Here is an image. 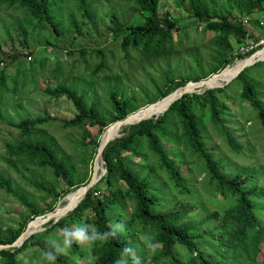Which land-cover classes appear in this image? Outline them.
<instances>
[{
  "label": "trees",
  "instance_id": "16d2710c",
  "mask_svg": "<svg viewBox=\"0 0 264 264\" xmlns=\"http://www.w3.org/2000/svg\"><path fill=\"white\" fill-rule=\"evenodd\" d=\"M71 1L75 8L70 7V0H0V6L22 8L27 23L33 29L41 22H46L56 33L64 29L62 12L59 10L65 7L63 12L66 13L67 28L80 31L82 21L79 22L75 17V9L81 13V16L90 14L88 0ZM131 1L145 14L141 22L127 23L124 26L118 44L126 57L129 48L135 49L141 56L152 58L182 50L180 48L183 46L180 37L182 34L179 32L187 23L180 24L169 11H161L160 0ZM211 1L186 0L189 13L195 16L197 21L203 22L201 29L211 33L210 43L204 47L210 62L205 67L201 65L197 58L199 47L193 44L190 55L191 59H194L193 63L197 65L196 71L189 68L186 74L177 76L173 74L171 68H168L167 72L163 73L162 83H152L154 91H144L145 102H153L189 80H198L219 71L225 65H231L235 58L243 59L256 49L253 46L242 50L236 48L235 44L237 43L238 46L243 44L248 36L253 40L257 39L250 33L246 24L233 17L231 12L232 7L240 13L247 14L264 11V0H224L221 10ZM263 18L264 16L260 17L261 20ZM175 32L177 35H174ZM19 40L25 42L26 38L22 36ZM0 51L2 52L1 42ZM97 52L102 57L94 66L92 73H96L105 65L104 50L98 48ZM25 55L30 56V51ZM0 58V90L2 91L6 88L7 74L3 70L4 59ZM26 68L31 67L28 65ZM23 71L25 70L22 69ZM236 84L240 87L236 91L237 94L251 105L255 119L264 129V59H262L246 65L231 81L222 86L184 92L171 101L162 112L123 125L122 134L109 139L102 149L104 174L86 190L77 204L66 213L67 216L55 221L49 219L46 222L49 225L41 231L29 234L19 245L0 248V264H36L33 263L35 262L33 258L23 261L18 253H25L38 246L42 251L48 250L47 241L50 239L48 233L58 227L62 231L67 227L65 224L69 220L81 219L84 212L92 213L91 219H86L85 223L95 225L101 232L108 231L109 226L113 225L110 220L112 217H108L107 213L110 204L118 205L121 213L126 211L124 208L126 203L120 199V196H123L127 202L130 199L132 205L127 211L126 235H118L107 242H96L88 246L89 255L96 257L95 264H115L125 245L137 250L142 264H157V261H161L162 264H264V254L260 258L258 254L261 243H264V225L256 214V208L262 204V201L256 199L258 196L263 197L264 189H259L248 181L249 175L253 172V161L241 162L234 171L229 172L223 156L215 155L212 149L207 147L208 134L205 132L208 122H211L225 138L232 151L242 153L243 148L252 150L250 140L238 139L226 125L222 113L227 106L224 100L227 96L226 90L233 89ZM108 90L110 108L101 112L95 103L86 102L84 91L78 92L71 83L58 81L53 86L45 87V92L49 95L53 97L64 95L73 102L77 111L70 118H62L64 125L82 126L84 130L88 129L86 123L98 125L97 132L91 135L94 149L98 146L100 133L108 127V123L125 117L142 105L134 93H121L116 88ZM54 118L53 115L44 112L35 117L22 118L17 122L10 121V124L18 128L21 137L5 141L6 162L17 168L13 158H25L43 169L49 167L54 177L60 176L65 180L66 186L56 190L51 181L47 184L43 181L35 182V187L52 199L47 207H38L34 201H28L12 186L11 178L0 172V186L29 208V212L21 217L18 224L4 228L0 226V243L14 241L25 229L29 217L40 214L47 208L52 209L55 200L63 193L74 194L79 186L90 179L86 171L78 173L74 162L59 155L52 137L45 136L41 131V124ZM0 119H2L1 111ZM38 131H40L38 134L31 135ZM186 154H190L192 158L188 159L190 161L199 158L203 162L208 182L212 185L211 194L220 198L219 201L223 205L219 219L222 223L230 225L235 245L227 242L221 233L201 227L199 220L188 218L199 202L195 198V176L191 173L185 174L179 167L180 163L188 161ZM135 156L139 157L138 161H135ZM243 156L249 158L246 153H243ZM136 164H141V167H136ZM159 170L166 172L167 180L162 185L155 173ZM102 179L106 188L102 191L99 187L97 190L96 185ZM166 184L171 185L183 197L178 200L170 199L167 196L168 192L163 189V185ZM96 191L100 193L99 196L94 195ZM113 219H117L115 222L117 223L121 217L116 215ZM29 227L32 228L31 225ZM141 232L159 243L160 247L154 255L148 253L139 238ZM139 244L141 249L138 248ZM182 246L189 252L183 258L175 251L176 247ZM237 249L244 254L247 263L238 259ZM70 252L75 256H58L55 264H73L85 255V247L74 244Z\"/></svg>",
  "mask_w": 264,
  "mask_h": 264
},
{
  "label": "rangeland",
  "instance_id": "374dc122",
  "mask_svg": "<svg viewBox=\"0 0 264 264\" xmlns=\"http://www.w3.org/2000/svg\"><path fill=\"white\" fill-rule=\"evenodd\" d=\"M223 1L212 0L211 3L221 10L223 9ZM159 3L161 11H169L180 24L187 23V25L179 32L182 34L180 36L183 43V46L180 47L182 50L154 58L141 56L138 51L132 48L128 49V57H126L123 49L118 44V40L124 32V26L127 23L141 22L145 14L131 0H88L90 14L81 16V13L75 9V17L79 22L82 21L80 31L67 28L66 13L63 12L65 11L64 7L59 10L62 12V27L64 28L60 33H56L46 22H41L33 29L27 23L22 8L0 6V42L2 46L0 57L4 59L5 66L3 65V70L7 74L6 88L0 90V111L2 113V119H0V172L11 178L12 186L24 195L28 201H34L38 207H47L52 200L51 197L35 187L34 183L43 181L47 184L51 181L54 183L56 190H61L62 187L66 186V182L60 176L54 177L49 167L43 169L31 160L13 158L17 168L6 162L5 141L21 137L18 128L10 124V121L17 122L22 118L35 117L44 112L53 115L54 119L41 124L43 134L52 137L58 154L74 162L78 173L81 174L86 171L87 177L95 176V154L99 143L94 149L93 143H91V135L97 132L98 125L86 123L88 131L84 130L82 126L64 125L62 118L72 117L77 110L73 102L66 96L53 97L46 93V86H53L58 81L71 83L78 89V92L84 91L86 102L95 103L101 112L110 108L108 96V89L110 88H116L125 94L134 93L142 103L140 107H144L151 103L145 102L144 91H154L152 83H162L164 80L163 73H166L168 68H171L173 74L177 76L186 74L189 68L196 71L197 65L195 62L193 63L194 59L192 58V60L190 55L193 44L199 47L197 58L201 65L205 67L210 62L208 52L204 47L210 43L211 33L208 30L204 32L201 29L203 22L197 21L196 17L189 13L186 0H179V2L178 0H160ZM70 7L75 8L71 0ZM231 14L237 20L243 21L250 33L257 39L253 40L251 36H248L245 42L239 46L234 42L236 48L242 50L253 46L258 49L264 45V18L260 19L264 16V11L247 14L240 13L232 7ZM176 33L174 35H177ZM22 36L26 38L25 42L19 40ZM98 48L104 50L105 65L96 73H92L94 66L102 57L97 52ZM28 51H30V56L25 55ZM256 56L257 54L254 58ZM247 62V58L243 60L235 58L231 62L232 64L230 63L228 70L234 71L237 66ZM28 65L31 68H26ZM22 69L25 71L22 72ZM225 72L213 76V81L223 82L232 74L221 76ZM239 89L240 87L236 84L233 89L226 90L227 96L224 100L227 106L222 113L226 125L238 139L241 141L250 140L252 150L243 148L242 153L232 151L225 138L211 122H208L205 132L208 134L207 147L211 148L215 155L223 156L229 172L234 171V168H237L241 162L253 161V172L249 175L248 181L250 184L256 185L257 188L264 189V129L261 127L260 122L255 119V113L251 105L237 94L236 91ZM202 90L203 88L195 89V91ZM120 125L119 128L114 127V130L112 129L116 134L110 139L122 134L121 128L125 124ZM103 131L100 133L99 139H101ZM39 132H33L31 135H36ZM166 146H168L167 143ZM243 153L248 154L249 158L244 157ZM186 158L187 160L192 159L190 154H186ZM99 159L100 167H98V172L96 171V181L105 172L104 161L102 157ZM134 159L138 161L139 157L135 156ZM136 167H141V164H136ZM179 167L185 174L191 173L195 176V198L199 205L190 212L191 216L187 217L199 220L201 227L212 232L221 233L227 242L234 243L230 225L222 223L219 219L223 205L219 201L220 198L211 194L212 185L208 182L203 162L199 158H195L193 161L188 160L180 163ZM155 173L162 185L167 180L165 177L166 172L159 170ZM104 184L103 179L99 180L96 189L99 190L100 187L102 191L105 190L106 186ZM114 187L116 188V186ZM114 187L110 188L114 189ZM163 189L168 192L167 196L170 199L178 200L183 197L169 184L163 185ZM117 194L119 199V191ZM63 195L55 200L52 209L47 208L42 213L53 210L60 204L59 201L63 198ZM72 195L74 194L64 198L58 209H61L62 204ZM94 195L99 196L100 193L96 191ZM120 199L125 201L124 208L126 211L121 213L118 205L110 204L107 213L108 217H112L110 220L113 224L117 221V219H113L117 215V217H121L118 222H124L126 225L127 211L132 207L131 200L129 199L127 202L123 196H120ZM256 201H262V204L256 208V214L261 224L264 225V195L263 197L258 196ZM171 204L173 205V201ZM27 212H29V208L24 203L0 186L1 227L18 224V221ZM40 214L29 217V220L35 219ZM65 215L63 214L60 217ZM91 217V212H84L81 219L69 220L65 225L74 227L85 223V220L91 219ZM49 219L51 217L47 220L36 219L32 221L31 229L43 230L49 225L46 223ZM48 234L50 239H62L60 227ZM144 236L147 235L143 232L139 233V238ZM84 247L85 255L77 259L76 262L74 261L73 264H88L89 249L88 246ZM138 248L141 249L140 244ZM175 251L181 258L186 257L189 253L183 246L176 247ZM42 252V248L38 246L25 251V253L19 252L18 256L23 261L33 258L35 261L31 260L33 263L45 264L46 262L41 258ZM237 254L238 259L243 263L248 262L239 249H237ZM258 254L259 258L263 256L264 243H261V250ZM66 256L75 255L71 254L69 250ZM156 263L162 264L161 261Z\"/></svg>",
  "mask_w": 264,
  "mask_h": 264
},
{
  "label": "clouds",
  "instance_id": "9594fccd",
  "mask_svg": "<svg viewBox=\"0 0 264 264\" xmlns=\"http://www.w3.org/2000/svg\"><path fill=\"white\" fill-rule=\"evenodd\" d=\"M61 235L62 239H49L47 241L49 249L41 253L42 260L47 264H55L58 256H66L74 244L84 247L91 246L96 242H107L118 235H126V228L124 222H117L110 225L108 231L101 232L93 224L81 223L74 227H64ZM140 239L151 255H154L160 247L152 237L144 236ZM95 261L96 257L89 255L88 264H95ZM115 264H142V260L135 248L125 245Z\"/></svg>",
  "mask_w": 264,
  "mask_h": 264
},
{
  "label": "water",
  "instance_id": "95a60500",
  "mask_svg": "<svg viewBox=\"0 0 264 264\" xmlns=\"http://www.w3.org/2000/svg\"><path fill=\"white\" fill-rule=\"evenodd\" d=\"M264 48V45H262L261 47H259L258 49H255L254 51H252L250 54L246 55L245 57H248L250 55H252L253 53H255L256 51H259V50H262ZM244 58V57H243ZM259 59H264V56H259L257 58H254L253 60L247 62V63H243L234 73V75L229 78L228 80H225L223 82H221L220 84H213V85H208V84H204V81H206L207 79H210L212 76H214L215 74H218V73H221L222 71H224V69L229 65H225L221 70L219 71H216V72H213L211 74H209L208 76L206 77H203V78H200L198 80H192V81H187L184 85L182 86H179L177 88H175L174 90L170 91L169 93H167L166 95H164L163 97H161L160 99L156 100V101H153L151 103H149V105L147 106H144V107H139L137 108L136 110L134 111H131L130 113H128L125 117L123 118H119V119H116L114 121H112L109 125H120V124H127V123H133V122H137L139 121L140 119L142 118H147V117H150L153 113L157 114L159 112H162L165 108H167L169 106V104L171 103V101H173L174 99H176L177 97H179L182 93L184 92H188V91H195V89H200V88H208V87H213V86H222L224 85L225 83H227L229 80H231L235 75H237L239 73V71L244 68L246 65H249L253 62H255L256 60H259ZM193 82L195 83L196 88H192L189 86V84ZM192 83V84H193ZM204 85V86H203ZM155 103L156 105H158V107H154L157 109H160L159 112H154L155 109L153 110L150 106L151 104ZM138 112H140V114L138 116H134L135 114H137ZM153 112V113H151ZM108 127H106L103 131V135L106 133V131L108 130ZM103 135L99 141V146L97 148V151H96V154H95V159L97 157H101V152H102V149L104 147V145L106 144V142L111 138V136H109L110 134H108L107 136H105L103 138ZM113 137V136H112ZM97 179V178H96ZM96 179L94 180L93 176L90 177V179L84 183L82 186H83V189H82V195L81 197L78 199V201L83 197V194L86 192V190L96 181ZM77 201V202H78ZM77 202L73 205V206H70L69 209H72L76 204ZM55 209V208H54ZM54 209L52 211H54ZM69 209H66V211H63L61 214H55V212H53V216L51 217L52 218V221H55L57 220L61 215L63 214H66V212L69 210ZM48 212H45V213H42L40 214L39 216H44V217H48ZM38 217V216H37ZM50 218V217H49ZM33 219L32 220H29L26 224V227L25 229L19 234L18 237H16V239L14 241H12L11 243H0V248L2 247H9V246H13V245H19L21 244V242L24 240V238L26 236H28L29 234L37 231L38 229H30V225L32 223Z\"/></svg>",
  "mask_w": 264,
  "mask_h": 264
},
{
  "label": "bare ground",
  "instance_id": "6f19581e",
  "mask_svg": "<svg viewBox=\"0 0 264 264\" xmlns=\"http://www.w3.org/2000/svg\"><path fill=\"white\" fill-rule=\"evenodd\" d=\"M254 55H250V56H248V57H245V58H247L248 59V62L249 61H251V60H253V58H254V56L257 54V56H256V58L257 57H259V56H264V48L262 49V50H259V51H256L255 53H253ZM251 57H253V58H251ZM244 59V58H243ZM242 59V60H243ZM230 66V65H229ZM229 66H227L226 67V72L224 73V74H222L221 76H224V75H227V74H229V73H232L226 80H228L229 78H231L235 73V71L241 66H237L235 69H234V71L233 70H228V68H229ZM222 78V77H221ZM213 76L210 78V79H207L206 81H204V84H208V85H213V84H215V85H217V84H220L221 82H214L213 81ZM225 81V80H224ZM193 82H191L190 84H189V86L190 87H192V88H196V86L197 85H195V83H193ZM204 86V85H203ZM153 110L155 109V111L154 112H159L160 111V109H157L156 110V108L158 107V105H156L155 103H153V104H151V106H150ZM154 107H156V108H154ZM151 113H153V112H151ZM140 114V112H138L137 114H135L134 116H138ZM121 125H111L110 127H108V130L106 131V133L103 135V138L105 137V136H107L108 135V133L109 132H111L110 133V135L109 136H113V135H115L116 134V132H113V130H111L112 129V127L114 128V127H120ZM100 157H97L96 158V160H95V167H94V175L96 176L97 174H96V171L98 172V167L100 166V159H99ZM95 176H93V178H94V180L97 178V176L95 177ZM82 189H83V186L81 185V186H79L78 188H77V191L74 193V195H72V196H70V197H68L67 199H66V201L64 202V204H62L63 205V207L61 208V209H58V206H59V204L56 206V208L54 209V211H50L49 213H48V217H44V216H38V217H36L34 220H36V219H40V220H42L43 218H46V219H48L49 217H52L53 216V212H55V214H58L59 212H62L63 210L65 211L67 208H70V206H73L77 201H78V199H79V197L82 195ZM71 192H69V193H67L62 199H64V198H66L69 194H70ZM62 199L59 201V203L62 201ZM58 209V210H57ZM33 220V221H34ZM40 230V229H39Z\"/></svg>",
  "mask_w": 264,
  "mask_h": 264
}]
</instances>
